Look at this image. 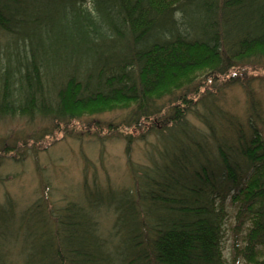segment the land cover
I'll list each match as a JSON object with an SVG mask.
<instances>
[{
  "label": "trees",
  "instance_id": "obj_1",
  "mask_svg": "<svg viewBox=\"0 0 264 264\" xmlns=\"http://www.w3.org/2000/svg\"><path fill=\"white\" fill-rule=\"evenodd\" d=\"M29 1L0 0V120L50 119L62 132L135 105L131 121L106 124L110 137L131 143L124 128L162 125L151 127L156 157L131 165L132 188L86 183L82 204L43 197L23 211L0 202V264H226L228 201L235 234L246 232L235 260L264 264V104L247 87L241 117L198 82L264 72V0H58L81 17L63 24L48 14L54 0ZM102 211L115 218L106 235Z\"/></svg>",
  "mask_w": 264,
  "mask_h": 264
},
{
  "label": "rangeland",
  "instance_id": "obj_2",
  "mask_svg": "<svg viewBox=\"0 0 264 264\" xmlns=\"http://www.w3.org/2000/svg\"><path fill=\"white\" fill-rule=\"evenodd\" d=\"M32 1L37 6L43 4V0H31L29 11L30 7L35 6ZM54 1L55 6H51L48 14H54L59 18L60 21L57 23H75V19L81 18L79 16L76 18L72 12L68 14L60 7L58 0ZM90 1L87 0V6L91 8ZM46 33L47 30H44L43 34ZM7 38L5 34H0V42ZM26 49L29 50L28 47ZM12 51L15 49L12 48ZM263 73L261 65L248 66L244 72L241 70L236 74L237 78L233 82L230 81L231 75L216 80L212 75L207 79L203 74L199 75L198 82L206 86L205 89L202 88V92L210 90L222 107L244 117L247 87L254 89L264 104ZM179 95L180 93L178 97ZM169 101V97H166L163 102ZM177 105L179 103L175 102L174 106ZM194 107L203 111V105ZM135 108L134 105L126 110L86 115L67 127L62 125V132L54 128L59 127V123L50 119L37 118L34 122H29L25 118L11 117L0 120V202L3 203L8 196L12 197L23 211L43 197H48L56 206L68 202L82 204L86 199V183L103 188L111 186L115 190L132 188L134 181L130 172L131 165L147 166L149 159L152 156L156 157L155 147L160 135L151 127L161 129V119L157 117L159 119L153 118L146 122L143 133L124 128L127 134L131 133L134 136L131 143L124 138L110 137L111 134L105 126L109 123L122 124L131 121ZM188 118L194 124L200 125L192 114H188ZM101 127L105 129L97 135ZM15 145L21 151L13 153L11 149ZM25 145L28 147H22ZM227 206L229 217L222 240L224 259L226 264H246L242 257L235 260L234 250L236 242L240 247L244 246L246 232L244 230L239 236L235 234L236 209L229 201ZM100 217L101 228L106 235L115 218L109 211H102Z\"/></svg>",
  "mask_w": 264,
  "mask_h": 264
}]
</instances>
